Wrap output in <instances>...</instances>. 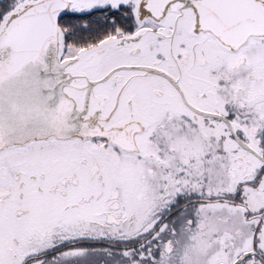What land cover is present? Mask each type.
Segmentation results:
<instances>
[{"label":"snow or ice","instance_id":"obj_1","mask_svg":"<svg viewBox=\"0 0 264 264\" xmlns=\"http://www.w3.org/2000/svg\"><path fill=\"white\" fill-rule=\"evenodd\" d=\"M0 264H264V0H0Z\"/></svg>","mask_w":264,"mask_h":264}]
</instances>
